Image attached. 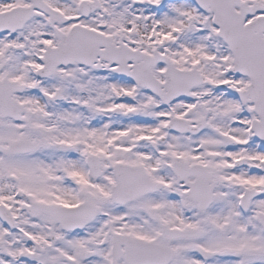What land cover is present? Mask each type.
Returning a JSON list of instances; mask_svg holds the SVG:
<instances>
[{"label": "snow or ice", "instance_id": "1", "mask_svg": "<svg viewBox=\"0 0 264 264\" xmlns=\"http://www.w3.org/2000/svg\"><path fill=\"white\" fill-rule=\"evenodd\" d=\"M0 264H264V0H0Z\"/></svg>", "mask_w": 264, "mask_h": 264}]
</instances>
